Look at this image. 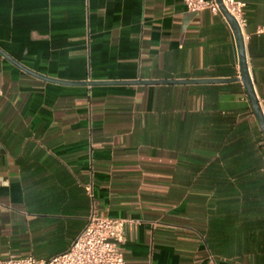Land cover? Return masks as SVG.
Masks as SVG:
<instances>
[{"label":"crops","instance_id":"crops-1","mask_svg":"<svg viewBox=\"0 0 264 264\" xmlns=\"http://www.w3.org/2000/svg\"><path fill=\"white\" fill-rule=\"evenodd\" d=\"M240 1L264 112V0ZM0 50V258L62 254L94 211L130 220V264H264V135L239 79L81 83L239 78L219 14L183 0H0Z\"/></svg>","mask_w":264,"mask_h":264},{"label":"built area","instance_id":"built-area-1","mask_svg":"<svg viewBox=\"0 0 264 264\" xmlns=\"http://www.w3.org/2000/svg\"><path fill=\"white\" fill-rule=\"evenodd\" d=\"M183 2L189 11L209 9L227 21L216 0H183ZM221 4L236 19L242 30L246 24L244 2L221 0ZM255 34L264 35V23L256 27ZM87 193L92 195L91 186H88ZM128 222L130 220L101 216L92 211L87 217L83 230L66 252L47 260H38L33 255H9L0 258V264H130L122 252L125 225Z\"/></svg>","mask_w":264,"mask_h":264},{"label":"water","instance_id":"water-1","mask_svg":"<svg viewBox=\"0 0 264 264\" xmlns=\"http://www.w3.org/2000/svg\"><path fill=\"white\" fill-rule=\"evenodd\" d=\"M219 3L220 9L225 15L236 40V46L238 51V60H239V67H240V77L239 78H233V79H165V80H141V79H135V80H114V81H93L88 82L84 81L81 82L83 84L88 85H109V84H156V83H208V82H228V81H234V80H240L243 84V87L245 89L246 95L249 99V102L252 107L253 115L255 119L257 120L259 127L264 135V112L260 105V102L258 100V97L255 93L254 86L251 80V77L249 75L248 71V65L246 61V55H245V47H244V38L242 35V30L238 26V23L236 19L229 14L224 6L221 4V0H216ZM0 54L5 56L6 58H9L2 50H0ZM10 59V58H9ZM13 61V60H11ZM18 67H20L23 71L36 76L42 80L49 81V82H56L60 84H71L75 82H69L65 80H58L49 78L47 76H43L41 74H38L36 72H33L32 70H29L28 68L24 67L23 65L13 61ZM80 83V82H78Z\"/></svg>","mask_w":264,"mask_h":264}]
</instances>
